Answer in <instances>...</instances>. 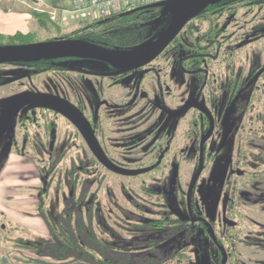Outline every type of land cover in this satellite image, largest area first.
Segmentation results:
<instances>
[{
    "label": "flooded vegetation",
    "instance_id": "obj_1",
    "mask_svg": "<svg viewBox=\"0 0 264 264\" xmlns=\"http://www.w3.org/2000/svg\"><path fill=\"white\" fill-rule=\"evenodd\" d=\"M252 4L256 9L243 13L249 15L247 21L241 22V13L236 9L210 12V17L206 14L192 19L191 28L185 25L182 40L192 46L188 33L194 28L204 45L200 48L206 52L194 54L180 44L172 47L180 32L149 64L128 72L108 63L77 58L0 64V90L18 89L7 94L0 91L4 94L0 95V117L8 101L22 93L64 100L86 121L106 158L120 169L135 171V176L104 167L67 117L45 105L30 107L31 102L6 128L0 140V161L6 162L12 152L16 154L15 148L24 160L62 161L75 148V158L70 156L69 160L92 162L113 174L139 178V192L151 198L144 187L163 197L166 179L171 173L175 180L178 176L179 161L194 159L186 192L176 190V206L165 199L166 204L156 206L150 217L154 220L158 214L173 213L185 221L186 228L175 243L186 248L194 264L198 253L204 252L209 254L210 264H249L242 260L244 249L253 256L264 252V221L249 218L244 212L248 205L264 210V117L258 121V113L264 111V48L255 46L264 42V3ZM172 14L163 16L166 24ZM50 40L54 39L33 43ZM189 57H198L196 62L201 60L202 68H190ZM178 72L180 81L175 78ZM182 87L186 93L175 102V90ZM191 101L204 110L191 106L174 116ZM29 125L35 128L31 130ZM65 129L71 132L66 134ZM77 141L81 145L77 146ZM226 146L231 150L222 168L218 172L215 169L209 179L202 176ZM132 150L136 153L135 167L121 164L116 152L119 155ZM200 161L202 169L187 200ZM148 200L144 198L145 203ZM245 219L252 221L253 228L241 235L238 232Z\"/></svg>",
    "mask_w": 264,
    "mask_h": 264
},
{
    "label": "trees",
    "instance_id": "obj_2",
    "mask_svg": "<svg viewBox=\"0 0 264 264\" xmlns=\"http://www.w3.org/2000/svg\"><path fill=\"white\" fill-rule=\"evenodd\" d=\"M27 1L32 4L37 2ZM253 2L263 4L264 0H224L209 5L194 19H200L206 14L210 17V12L214 11H235L242 8L250 11L253 10L251 9L254 6ZM161 10L156 6L136 7L105 19L85 21L81 26L63 32L60 22L52 21L48 13L37 11L30 13L38 24V32L55 31L59 34L51 39L76 38L110 49L129 50L142 47L154 39L157 32L153 28L154 24L156 20L163 19ZM165 23L166 18L160 22L159 28ZM188 27L190 22L185 28ZM215 28L213 24L211 27L213 36ZM195 31L193 28L190 29L191 33H188L192 46L189 47L188 42L182 40V32L171 46L180 44L183 50L190 48L194 54L206 52L207 49L200 48L204 45ZM36 35V33L0 35V45L30 44L36 41ZM197 58L189 57L190 68H202V62L201 60L196 62ZM258 115V121H262L264 111ZM15 151L20 154L17 148ZM59 166H61L59 161L44 166L45 177L41 180L35 210L36 216L45 226L49 241L32 245L34 257L14 258V262L194 264V257L186 252V248L175 243L186 228L185 221L173 213L158 214L154 220L150 217L155 212V206L166 204L164 194L162 197L161 194L151 193L144 187V193L151 196V200L147 201L151 206L143 205L139 196L134 193L133 198L129 197V205L133 210L123 209L115 204L114 199L108 194L101 197L99 189L90 190L97 172L92 162L70 161L63 171ZM96 183L99 185L100 180ZM105 199L106 201H103ZM147 210H150V213ZM122 232L128 235L124 236Z\"/></svg>",
    "mask_w": 264,
    "mask_h": 264
},
{
    "label": "rangeland",
    "instance_id": "obj_3",
    "mask_svg": "<svg viewBox=\"0 0 264 264\" xmlns=\"http://www.w3.org/2000/svg\"><path fill=\"white\" fill-rule=\"evenodd\" d=\"M251 9H256V8L252 7ZM246 10L247 9H245V8L239 9V12L241 13V15H239V19L241 20V22L248 20L249 15L243 14V13H245ZM164 20L165 19H162V18L156 20L154 27H153L154 30L157 31L155 36H158L162 32V30L164 29V26L167 22L163 25V27L159 28L160 22H163ZM194 23L197 27L199 26L196 24L199 22H194ZM75 28H76V26L72 25L68 29H63L62 32L63 31H70V30H73ZM58 35L59 34L56 33L55 31H51L48 33L39 32V34L36 35V41L51 39L52 37H55ZM255 46H256V48L262 49V48H264V42H258L255 44ZM0 72H1V70H0ZM43 78H46V77H39L37 79H43ZM175 78L180 81L181 80V72L180 73L178 72L175 75ZM35 84H36V81H35ZM9 90H11V92L12 91L15 92L18 89H17V86H15L14 89H12V87H10V89L4 87L0 91H4L5 94H7L6 91H9ZM184 90H185L184 87L180 88L178 91L175 90V93L177 92V94L174 97L175 102H178V100H179L178 97H182L186 93V92H182ZM0 95L4 96V94H0ZM39 122L41 124L40 119H39ZM29 128H31V130H32L35 127H32L29 125ZM19 130H18V133H19L18 137H21L22 131L21 130L19 131ZM65 131H66L65 132L66 134L71 132L69 129L68 130L65 129ZM77 143H78L77 146L81 145V143H79V141H77ZM73 147H76V146H73ZM216 147H217V145H216ZM230 150H231V147L226 146L222 150V152L218 153L216 155L215 159L210 164H208L206 166V168L202 172V176L207 177L208 179L213 177L214 173L218 172V170L221 169L222 166L224 165L225 160H226ZM75 151H76V149L72 148L70 150V156L75 158V155H74ZM116 153H117V157L119 159V162L121 164L129 165L130 167H135L136 153L134 150H132L131 152H127L125 154L119 153V155H118V152H116ZM70 156L67 155V157H69L68 159L59 161L61 164V166H59V167L62 168V171L65 169L66 166L69 165V162L71 161V160H69L71 158ZM51 162H56V161H51ZM51 162H37V161H31V160L30 161L24 160V158L22 156H19L17 153L15 154L14 152H12L9 156V159L6 162L0 161V167L2 166L1 167L2 170H0V175L2 177V180L0 181V186L1 187L9 186V185H11V186H25V187H31L35 191H37L39 188H41V185H42L41 178L45 177L44 166H46L47 163H51ZM77 162H79V161L77 160ZM179 165H180V169L178 172V176H176L177 177L176 180H175V176H173V173H171L169 175V177L166 179V184H165V189H164V193H165L164 198L172 206H176V203L178 201V200H176V198H177L176 190L180 194L186 192L188 184L190 182V176L192 174V171H193V168L195 165V160L190 159L189 161H186V160L181 159L179 161ZM94 167L96 168L97 172L94 175L95 182H94V185L92 186V188L90 189L91 191H94L95 189H99V195L101 197H102V195L105 196L108 194V196H110L114 199L115 204L122 207L123 209L133 210V208L129 205L130 204L129 197L133 198L134 193H135V195L139 196V200L141 201V203L143 205H147V207L151 206L148 203L144 202V198L150 199V200H151V198L146 197L144 194L142 195L141 192H139L140 191L139 190V187H140L139 186L140 185V179L139 178L123 177L120 175L113 174V173H111L105 169L99 168L97 166H94ZM90 169L91 168H89V170ZM215 169H216V171L213 173V171ZM31 174H34L35 176L32 177ZM82 177H84V176L82 175ZM97 180H100L99 185H98V183H96ZM146 181H149V179H146ZM204 184H207V183L205 182ZM175 186H177V187H175ZM201 186H203V183ZM34 190H30L31 192L24 194V196L23 195H15V194L10 195L9 198H11V200L9 203V208L13 211H19L21 208H24V210L30 208V207L25 206L22 199L23 198L29 199V198L35 197L37 192L34 193L33 192ZM26 191H29V190H26ZM52 191H54V189H52ZM66 192H67V190H66ZM60 196L62 197V194H60ZM196 196H197V194H196ZM14 201L21 202L20 203L21 206L17 207V205L13 204ZM103 201H106V199ZM244 212L248 215L249 218L257 219L259 221H264V210L262 208H260V206H258V205H248V207L245 208ZM1 217L3 218L2 215H1ZM13 223H14L13 226L10 224H9V226L2 224L3 229H0V239L2 240L1 241L2 244L0 243V249H4L2 246H5L6 249H4V250H8V251L12 252V254L14 256L16 255L17 257H21L23 255L24 251H26L25 247L27 245L32 246L33 244H36V243H45V242L49 241L48 235L40 234V233L31 234V231L28 230L21 223H19V222H17V223L13 222ZM6 226L9 229L11 228L10 230H8L9 232H7ZM14 226H16V227H14ZM252 228H253L252 221L250 219H245L242 221L241 228L239 229L238 233L241 235H245L247 233V231L252 229ZM122 233L124 234V236L128 235L126 232H122ZM6 237H7V239L5 240L4 238H6ZM198 241H199L200 248L201 249L204 248V245H203V242L201 241V239H199ZM32 248L33 247H31V250H28L26 247V249L28 251H31V252H32ZM195 248H197V246H195ZM239 249H240V247H239ZM243 253H244V257L242 258V260L244 262L249 263V264H264V252H259V254H256L255 256H253L250 252L248 253V249H244ZM208 255L209 254L207 252H204L203 255L198 253L197 264H210V258Z\"/></svg>",
    "mask_w": 264,
    "mask_h": 264
},
{
    "label": "water",
    "instance_id": "obj_4",
    "mask_svg": "<svg viewBox=\"0 0 264 264\" xmlns=\"http://www.w3.org/2000/svg\"><path fill=\"white\" fill-rule=\"evenodd\" d=\"M221 1L224 0H169L148 5L161 8L162 16L171 11L173 14L172 18L168 19L169 23L165 24L162 32L158 36H154L153 40L139 48L129 50H111L78 39H54L24 45L0 46V64L19 61L33 62L42 59L77 58L108 63L121 68L122 72H128L149 64L165 50V48L177 37L187 23L204 11L209 5H214L220 3ZM29 102H31L30 107L45 105L57 110L62 115L67 117L76 127H78L80 132L86 138L92 152L104 167L121 175H136L135 171L120 169L112 164L103 154L100 147L96 144L86 121L81 117L80 113L72 105L58 98L22 93L10 99L8 101V108L0 117V140L6 128L13 122L19 110L30 104ZM191 106L204 110L201 105L197 104L195 101H191L188 102L182 109L174 112V116L181 114ZM210 134L211 130L202 140V143L209 137ZM201 169L202 165L200 161L199 172L188 189L187 200L189 198L190 190L195 184Z\"/></svg>",
    "mask_w": 264,
    "mask_h": 264
},
{
    "label": "crops",
    "instance_id": "obj_5",
    "mask_svg": "<svg viewBox=\"0 0 264 264\" xmlns=\"http://www.w3.org/2000/svg\"><path fill=\"white\" fill-rule=\"evenodd\" d=\"M36 3H30L27 0H0V35L2 36H12L16 33L38 34V24L32 17L30 11L46 12L50 16L52 21H59L63 29H68L70 26L79 27L85 21L91 19L90 13H72L71 10V0H36ZM9 159V158H8ZM28 162V161H27ZM2 170V169H1ZM34 177V174H31ZM2 177L0 175V181ZM29 180V179H28ZM29 190V191H26ZM34 190L31 187L25 186H0V226L12 225L13 222L21 223L31 234H47L45 226L40 218L35 214L37 196L39 189L33 191L36 196L33 198H23L22 201L28 209L21 208L19 211H13L9 208V203L11 198L10 195H23ZM21 202L14 201L13 204L17 207L21 206ZM25 207V208H26ZM3 219V220H2ZM8 223V224H7ZM16 227V226H14ZM13 228V227H12ZM1 229V228H0ZM3 229V228H2ZM10 230L9 228H7ZM4 236V235H3ZM5 240L7 239L4 238ZM3 239V240H4ZM0 239V243H1ZM2 244V243H1ZM4 249L5 246H2ZM28 250H31L32 246H26ZM25 247L23 255L21 257H34L33 248L32 252L28 251ZM0 249V264H37V263H25V262H14V258H19L14 256L12 252L8 250ZM26 253V254H25ZM43 264V263H42Z\"/></svg>",
    "mask_w": 264,
    "mask_h": 264
},
{
    "label": "built area",
    "instance_id": "obj_6",
    "mask_svg": "<svg viewBox=\"0 0 264 264\" xmlns=\"http://www.w3.org/2000/svg\"><path fill=\"white\" fill-rule=\"evenodd\" d=\"M169 0H71L72 13H90L91 19H105L136 7Z\"/></svg>",
    "mask_w": 264,
    "mask_h": 264
}]
</instances>
